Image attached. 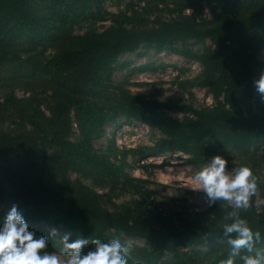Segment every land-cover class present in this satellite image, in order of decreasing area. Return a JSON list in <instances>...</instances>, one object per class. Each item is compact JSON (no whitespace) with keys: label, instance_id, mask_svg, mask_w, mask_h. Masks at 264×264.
<instances>
[{"label":"trees","instance_id":"trees-1","mask_svg":"<svg viewBox=\"0 0 264 264\" xmlns=\"http://www.w3.org/2000/svg\"><path fill=\"white\" fill-rule=\"evenodd\" d=\"M104 1L0 0V196L15 203L28 223L66 228L77 238L107 242L124 235L149 242L151 247L131 246L129 264H198L199 246L205 248L209 264H220L231 251L226 241L220 242L229 205L195 210L185 198L159 200L149 180L124 170L125 156L136 157L146 169L156 164L139 162L180 151L188 155L187 163L206 166L221 155L219 147L226 146L251 156L253 169L263 165L264 96L257 111L253 99L255 81L264 70L259 58L264 49V0H206L214 3L210 20H197L202 0L165 1L177 16L158 18L153 26L133 6L132 14L123 16L131 27L115 22L102 31L72 33L73 26L103 14ZM186 9L191 12L186 14ZM191 39H208L215 49L195 53L185 46ZM141 45L198 61L203 72L197 84L210 90L214 104L176 105L111 84L117 58ZM48 48L55 51L43 62L27 66L21 60ZM36 79L43 82L44 102L37 97L38 84L24 88L28 96L16 95L15 87ZM173 107L192 116L176 118L168 112ZM71 113L76 139L70 138ZM119 115L156 128L162 137L151 145L125 149L119 161H113L109 155L117 157L115 143L106 152L94 148L92 140ZM223 157L229 170L231 163ZM72 173L106 191L71 180ZM255 176L257 191L241 215L264 239V181ZM125 194L135 197L113 210L104 206H115L112 200ZM61 248L49 239L46 251ZM256 249H264V242ZM236 261L242 264L239 257Z\"/></svg>","mask_w":264,"mask_h":264},{"label":"rangeland","instance_id":"rangeland-1","mask_svg":"<svg viewBox=\"0 0 264 264\" xmlns=\"http://www.w3.org/2000/svg\"><path fill=\"white\" fill-rule=\"evenodd\" d=\"M165 1L169 3L173 0H105L103 4L104 13L96 17V19L83 21L73 26L72 33L82 34L90 29L102 31L115 22L126 27H131L127 19H125L126 17L123 16L131 15L133 12L131 7L133 6L136 10H139L138 12L143 16L148 17L149 26H153L158 21V18L160 20H167L177 16L176 12L171 11V8H174L173 5L167 4L166 6L164 4ZM201 3L203 8L200 14H198L197 20L199 18L212 19L213 16L210 12V4L214 3L207 2L206 0H202ZM139 7L142 9H139ZM190 12V9L185 10L186 14ZM185 46L195 53H200L206 49H215L208 39L203 41L191 39L185 43ZM54 51V49L48 48L43 54H25L21 57V60L25 61L27 66L35 61L43 62L47 58H50ZM259 58L264 61V49L260 51ZM145 65L147 66L146 69L138 70V67ZM113 66L116 68L111 76V84L120 86L123 89L126 88L132 93L141 94L161 101L169 100L176 105H191L193 108L210 107L214 104V99L210 90L207 87H201L197 84L203 72L201 64L194 59H188L169 49L158 50L152 45H141L133 52L120 55ZM260 73H264V70ZM42 83L43 82L36 79V81L31 84L26 83L23 86L15 87L14 91L18 97L28 96L29 92L25 91L24 88L38 84L36 86V94L39 100L44 102L43 100L46 94L42 93ZM261 96L262 95L256 90L253 99V107L256 111L258 110ZM168 112L176 118H182L185 115L192 116L189 113L178 111L176 107L169 109ZM71 117L73 129L70 138L76 139L78 138V130L73 118V113H71ZM161 137V132L156 128H151L138 121L128 122L124 116L119 115L115 120L104 126L103 131L98 137L93 138L92 145L97 150L107 152L111 144L115 143L114 147L118 150L117 157H113L111 154L109 157L113 161L118 162L123 150L151 145L155 140ZM262 149L264 151V148ZM218 154L228 157L231 163L229 171L247 166L253 170V174L257 175L259 180L264 181V163L253 169L251 156H242L226 146L219 147ZM256 156L258 155H255V157ZM187 157L188 155L186 153L180 151H166L158 156L139 162L140 164H156L155 166H149L143 169L138 165L137 158L127 153L125 156L127 165L124 166V170L135 177L149 180L151 183L147 185L154 191L159 200L170 203V198H185L195 210H200L205 208L208 204L206 203L204 193L202 191H195L192 187H195V174L202 170L205 165H191L185 161ZM70 178L71 180L78 178L99 192L106 191V189L93 185L89 179L82 178L75 173L70 174ZM134 197L133 195L125 194L112 200L115 206L107 202L104 206L113 210L119 205L129 202ZM13 205L16 204L11 202L8 198L0 196V216L2 217L4 213H8ZM256 205L258 206V203H256ZM29 224L38 235L42 234L48 236L50 242L60 246H62L61 236L65 233H71L69 242L77 238L66 228L50 227L44 223ZM52 228L58 230V234L55 237L49 235V231ZM116 238H119L122 242H129L131 246L151 247L149 242L141 238L124 235L117 236ZM196 249L201 253L197 256L195 261L198 262V264H209V257L205 256L203 252L205 248L199 246ZM182 250H191V247L182 248ZM236 264H239V262L236 261Z\"/></svg>","mask_w":264,"mask_h":264},{"label":"clouds","instance_id":"clouds-1","mask_svg":"<svg viewBox=\"0 0 264 264\" xmlns=\"http://www.w3.org/2000/svg\"><path fill=\"white\" fill-rule=\"evenodd\" d=\"M258 93L264 96V73L255 81ZM228 160L215 155L208 164L194 176L195 191H202L209 207L227 203L231 211L223 216L222 240L230 246L229 257L221 264H236L239 257L242 264H264V249L256 245L264 242L261 232L254 230L241 215L250 206V198L257 191V177L250 167L243 166L233 171L227 168ZM58 230L50 229L55 237ZM71 233L61 236L59 253L48 252L49 238L38 235L26 221L18 206L13 205L0 224V264H129L131 244L119 238L101 239L76 238L70 241ZM92 249L85 252V248ZM242 252L248 254L241 255Z\"/></svg>","mask_w":264,"mask_h":264}]
</instances>
